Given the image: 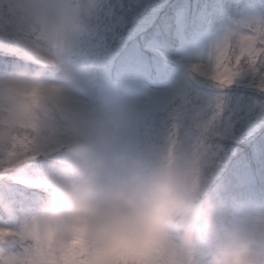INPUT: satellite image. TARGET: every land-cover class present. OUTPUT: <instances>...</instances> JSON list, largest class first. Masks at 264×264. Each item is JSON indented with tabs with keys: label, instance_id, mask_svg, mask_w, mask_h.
I'll list each match as a JSON object with an SVG mask.
<instances>
[{
	"label": "clouds",
	"instance_id": "obj_1",
	"mask_svg": "<svg viewBox=\"0 0 264 264\" xmlns=\"http://www.w3.org/2000/svg\"><path fill=\"white\" fill-rule=\"evenodd\" d=\"M90 24L80 0L0 13V50L11 34L25 61L0 72V264H264V207L222 218L194 144L133 148L127 113L77 95L61 61ZM17 181L36 195H6Z\"/></svg>",
	"mask_w": 264,
	"mask_h": 264
},
{
	"label": "rangeland",
	"instance_id": "obj_2",
	"mask_svg": "<svg viewBox=\"0 0 264 264\" xmlns=\"http://www.w3.org/2000/svg\"><path fill=\"white\" fill-rule=\"evenodd\" d=\"M166 1L80 0L91 21L90 28L85 36L81 35L76 46L64 54L61 68L70 70L79 77L80 84L76 93L87 107L91 95L98 94L102 103L109 104L116 110L115 114H128L132 126L126 133V139L133 148L155 149L166 144L173 133L179 144H192L196 140H202L210 145L216 155L202 170V180L208 186L222 173L221 166L225 158L237 150V146L227 142L248 140L264 124V101L248 98L243 93L236 92V88L264 89L259 87V74L250 69L242 71L233 84L222 86L210 75L192 72L190 66L197 63L206 66L211 63L215 44L229 29L239 27L250 18L264 21V5L259 7L254 3L240 4V0H234L236 8L233 14L226 13L217 17L213 28L208 26L189 33L184 32L186 25L183 9L180 8L175 11L173 19L175 48L163 46L154 38L145 43L146 48L159 56L152 63L153 71L159 78L167 72V81L156 83L140 70H135L131 77L122 78L116 84L94 87L87 75L88 54L82 48V40L85 39L89 50L91 44L94 43L96 48L99 42L103 43L109 36L117 43L125 37L120 44L124 47L128 40L153 23ZM217 1L212 3L213 7L203 6L198 9L197 16H210L218 8ZM166 24L163 23V26L166 27ZM4 40L7 46L14 43L11 34L4 37ZM169 64L174 65L171 71ZM56 71L52 68L48 75H54ZM191 73L204 79V84L194 94L189 79ZM205 125L208 127L205 128ZM249 180L252 182V179ZM220 202V206H216L220 216L224 215L225 206H232L225 214L228 217L264 207V199L260 202L261 205H256L248 197H243L240 201ZM0 224L14 227L15 221L10 216H0Z\"/></svg>",
	"mask_w": 264,
	"mask_h": 264
},
{
	"label": "trees",
	"instance_id": "obj_3",
	"mask_svg": "<svg viewBox=\"0 0 264 264\" xmlns=\"http://www.w3.org/2000/svg\"><path fill=\"white\" fill-rule=\"evenodd\" d=\"M216 0H167L162 8L159 9L153 23L148 26L142 33L133 36L126 45H120L123 39L117 43L110 36L104 39L103 43L99 42L96 48L94 43L90 45L89 50L85 45V39L82 40V48L88 54L87 75L91 78L94 87L100 85H113L118 83L122 78L131 77L135 70L156 83L167 81V72L159 78L158 74L153 71L152 63L159 59V56L151 49L146 48L145 43L154 38L163 46L175 48L176 36L174 30L175 11L182 8L184 13V23L186 28L184 32L189 33L191 30L206 29L208 26L213 28L217 17L233 14L235 10L234 0H218L217 10H214L208 17H198V9L201 7H213L212 3ZM240 4L254 3L262 7L264 0H240ZM220 8H223L220 11ZM186 12V13H185ZM163 23H167L166 27ZM83 36H85L83 34ZM25 61L16 55H8L0 50V72L9 71L13 65L23 64ZM35 67V65H30ZM170 71L174 68L169 64ZM52 68H48L51 73ZM98 77V78H96ZM192 85V93L200 89L204 84V79L200 76L189 75ZM236 92L243 93L248 98L264 101V91L256 88L238 87ZM88 107L94 113H103L115 115V109L109 104L100 101L98 94L91 95ZM237 146L234 154L225 158L219 177L208 185L210 192L214 193V204L220 206V200L240 201L243 197L253 200L254 204L261 205L264 199V124L248 140L227 142ZM252 179V182L249 180ZM5 194L20 196L27 200L36 195L31 190L21 185H5ZM253 204V205H254ZM232 207V206H231ZM231 207L224 208L222 218H229L228 213ZM1 217L8 216L0 214Z\"/></svg>",
	"mask_w": 264,
	"mask_h": 264
},
{
	"label": "snow or ice",
	"instance_id": "obj_4",
	"mask_svg": "<svg viewBox=\"0 0 264 264\" xmlns=\"http://www.w3.org/2000/svg\"><path fill=\"white\" fill-rule=\"evenodd\" d=\"M11 3L12 0H0V13L6 8L10 10ZM3 51L8 55H15V46L9 45ZM211 57L212 61L208 65L193 64L190 70L200 75H210L220 85L227 86L233 84L242 71L250 69L259 74V87L264 89V21L250 18L239 27L229 29L215 44ZM169 141L177 143L175 133L169 137ZM192 144L207 162H211L216 155L211 146L202 140H196ZM35 164L38 166L40 161L37 160ZM21 183L17 181L18 185Z\"/></svg>",
	"mask_w": 264,
	"mask_h": 264
}]
</instances>
